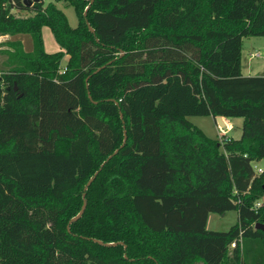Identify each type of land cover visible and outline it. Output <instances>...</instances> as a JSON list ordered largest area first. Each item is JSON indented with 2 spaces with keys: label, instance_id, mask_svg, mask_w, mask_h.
<instances>
[{
  "label": "trees",
  "instance_id": "trees-1",
  "mask_svg": "<svg viewBox=\"0 0 264 264\" xmlns=\"http://www.w3.org/2000/svg\"><path fill=\"white\" fill-rule=\"evenodd\" d=\"M54 1L73 7L74 27ZM54 1L0 0V36L32 43L2 51L0 264H264L253 227L264 167L252 168L264 158V76L241 75L237 53L218 60L232 68L209 65L225 34L264 32V0L240 20H227L229 3L193 30L164 23L189 0ZM43 26L59 50L43 49ZM206 115L240 117L239 137L187 119ZM229 210L226 230L206 228Z\"/></svg>",
  "mask_w": 264,
  "mask_h": 264
},
{
  "label": "rangeland",
  "instance_id": "rangeland-1",
  "mask_svg": "<svg viewBox=\"0 0 264 264\" xmlns=\"http://www.w3.org/2000/svg\"><path fill=\"white\" fill-rule=\"evenodd\" d=\"M54 1V0H42L44 4L47 2ZM184 0L183 2L187 3ZM189 2L192 5V8L189 10H186L185 12H181L178 8L173 11V13H169L166 17H164V23H168L170 25H174L176 30H186V29H201L205 24H201L202 21L204 23H208L209 20H207L208 16H203L201 15V11L198 10V6H196V3H198V0H194V3L189 0ZM190 3H188V6H190ZM54 4L57 8H59L65 15L67 23L69 26L74 27L77 23V17L74 13L73 7L64 2V1H54ZM15 15L18 16H26L31 14V11H14L13 12ZM215 16L213 17L216 19L219 17L223 12L219 13H214ZM246 17V13L244 14ZM168 18V19H167ZM203 18V19H202ZM214 21V20H213ZM211 23V22H210ZM183 24V26H182ZM189 24V28H186V26ZM209 29H212L210 35L213 33H217V35L223 33L218 26H211ZM248 35H250L248 33ZM41 37H42V42H43V49L46 52H54L59 50L58 45L54 41L51 31L47 26H43L41 28ZM246 37L244 39V44L242 47V53H241V63L244 65L246 58L248 56L250 57L249 59V65H250V71L249 74L250 76H253L254 74H257L256 72L262 70L264 67V37L262 36H244ZM16 39H19L23 45V49L25 51H30L32 48V43H31V38L28 34H16L15 35ZM251 39V40H249ZM9 40V37L5 36H0V70L3 69V62L5 59V56L3 54V50L6 49L5 46V41ZM237 44V43H236ZM263 44V46H262ZM239 44H237L238 46ZM252 52V54H251ZM251 54V55H250ZM254 54V55H253ZM64 58L60 61V67H62V64L64 63ZM263 66V67H261ZM243 74H245V66H243V69L241 70ZM0 102H1V97H0ZM187 119L195 126L200 128L202 132L214 139L220 138L221 132L225 135L231 136V134H234L236 131V126L234 123L235 120L241 121L240 117H231L230 120V125L229 129L226 128H219L217 126L216 121L210 116H187ZM240 124V122H239ZM224 163H220V165H223ZM252 165L256 167H264V158H261L257 161H252ZM260 202H264V193L258 198ZM236 212L234 210H229L224 212V214H216V213H209L207 217V224L206 228L210 230H226L231 224H233L236 221Z\"/></svg>",
  "mask_w": 264,
  "mask_h": 264
},
{
  "label": "crops",
  "instance_id": "crops-1",
  "mask_svg": "<svg viewBox=\"0 0 264 264\" xmlns=\"http://www.w3.org/2000/svg\"><path fill=\"white\" fill-rule=\"evenodd\" d=\"M248 1L249 0H233V1H230V0H209V2H208V8H207L208 18L209 19L210 18H213L215 16L214 13L217 14L219 12H222L224 10V8L227 7L229 3H231V7L229 8L227 14L225 15L226 18H227V20H240V19H245L244 14L246 13V10L248 8V6H247L248 5ZM263 33L264 32L258 33V34H254V35L253 34L252 35L241 34L240 36H235V37H231L232 36L231 34H225V41L224 42H221L215 48V50L213 51V53H212V55L210 57L213 62H210L209 65L213 69H220L221 67H224V68H232V66L230 64H228V63H222V62H220L218 60H221L222 58L223 59H226V57H229L230 55H233L235 57V55L237 53V56L238 57H237V66L235 67L236 70L241 75H251L248 72V71L251 70L250 69L251 67L249 65V60H250L249 58L250 57L248 56V58H246V61H245V64L244 65L241 63V53L243 51L242 50V47H243V44H244V39L246 38L244 36H248V37L249 36H262V37H264V34ZM11 39H16L15 38V35L9 37V40H11ZM17 40H19V39H17ZM249 40H251V39H249ZM235 42L239 44V46H237V50L236 51H234L235 47L233 48V46H232ZM263 42H264V40H263ZM262 46H263V44H262ZM251 54H252V52H251ZM63 60H64V63H65L66 56H64V59ZM243 66H245V74H243L241 72V70L243 69ZM261 67H263V66H261ZM233 69H234V65H233ZM256 73L257 74H254V75H263L264 76V67L262 68V70H260V71H258ZM220 117H221L223 123L225 124V128L226 129H229V125H230L231 118H229V117H223V116H220ZM239 122H240V124H239ZM234 123H236L235 124V126H236L235 133L234 134H231V136L225 135V137H230V138H233V139H236V138L239 137V135H240V125H241V121L235 120ZM221 134H223V132H221ZM206 224H207V220H206Z\"/></svg>",
  "mask_w": 264,
  "mask_h": 264
},
{
  "label": "water",
  "instance_id": "water-1",
  "mask_svg": "<svg viewBox=\"0 0 264 264\" xmlns=\"http://www.w3.org/2000/svg\"><path fill=\"white\" fill-rule=\"evenodd\" d=\"M37 1H39V0H22L23 4L26 5V6H30L32 3L37 2ZM84 13L85 12H83V14ZM214 119H215V121H216V123H217V125H218L219 128H225V124L223 123V121H222V119H221L220 116H216V117H214ZM124 140H125V135H123V142H124ZM115 152H116V150L113 151V153H115ZM110 156L111 155H109L107 158H109ZM96 172L97 171H95L93 173V175L86 181L85 185L83 186V190H85L86 187L88 186V184L92 181V179L95 176ZM262 187L264 188V182L262 183ZM83 196H84V193H82V197ZM83 209H84V200H82V204H81V207L79 209V212L74 217H72L70 219V221L75 220L76 218H78L81 215ZM253 227L255 229H260V230H263L264 231V223H255ZM98 243H102V242L101 241H98ZM115 244L116 243H114V242L113 243H104V245H107V246H109V245H115Z\"/></svg>",
  "mask_w": 264,
  "mask_h": 264
},
{
  "label": "built area",
  "instance_id": "built-area-1",
  "mask_svg": "<svg viewBox=\"0 0 264 264\" xmlns=\"http://www.w3.org/2000/svg\"><path fill=\"white\" fill-rule=\"evenodd\" d=\"M252 168H253V170H254V172L256 173V174H258V173H260L261 172V167H256V166H253L252 165ZM261 203L262 202H260L259 200H256L254 203H253V208L254 209H256L257 207H259L260 205H261ZM234 246V242H231L230 244H229V247L231 248V247H233Z\"/></svg>",
  "mask_w": 264,
  "mask_h": 264
}]
</instances>
